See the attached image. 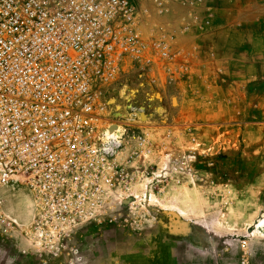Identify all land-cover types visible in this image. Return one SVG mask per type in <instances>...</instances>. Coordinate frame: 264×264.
<instances>
[{"label":"built area","instance_id":"obj_1","mask_svg":"<svg viewBox=\"0 0 264 264\" xmlns=\"http://www.w3.org/2000/svg\"><path fill=\"white\" fill-rule=\"evenodd\" d=\"M146 14L134 0H0V237L21 230L54 252L120 206L149 204L151 184L176 170L156 167L141 195L127 194L138 180L130 160L151 153L150 133L119 120L131 105L128 75L164 103L162 90L190 73L175 34ZM15 184L36 201L26 230L3 196Z\"/></svg>","mask_w":264,"mask_h":264},{"label":"crops","instance_id":"obj_2","mask_svg":"<svg viewBox=\"0 0 264 264\" xmlns=\"http://www.w3.org/2000/svg\"><path fill=\"white\" fill-rule=\"evenodd\" d=\"M134 1L140 11L147 10L145 20L152 26L175 34L177 49L190 67L187 79L162 90V130L151 131V153L141 167L143 177L136 173L137 179L147 185L156 167L165 166L176 168L170 177L180 184L171 182L161 193L199 189L202 173L209 171L205 158L215 155H237L251 171L264 172V0H159L160 6L153 0ZM190 151H197L198 170L191 163H173ZM256 188V202L264 203V178ZM207 192L202 191L201 197L205 199ZM161 227L152 229L148 223L145 233L122 236L126 241L118 246L120 257L128 264H165L169 250L173 259L183 261L184 229L177 228L175 238H169ZM206 229L198 235L213 234L211 227ZM75 241L68 264L82 262V252L88 248L87 242ZM190 249L193 255L206 250L197 244ZM48 255L52 254L24 241L8 244L0 237V264H57V255L52 259Z\"/></svg>","mask_w":264,"mask_h":264},{"label":"rangeland","instance_id":"obj_3","mask_svg":"<svg viewBox=\"0 0 264 264\" xmlns=\"http://www.w3.org/2000/svg\"><path fill=\"white\" fill-rule=\"evenodd\" d=\"M127 80V100L130 99L131 105L124 115L121 113L123 117L119 120L132 124L131 126L135 125L134 128L130 127V132L161 131L164 111L159 94L150 84L147 86L144 81H140L135 74L128 75ZM119 103L126 106L124 98ZM134 143L135 139L131 137L122 154L123 159H130ZM191 152L183 160L174 163H191L198 170L197 151L193 159L189 158ZM147 158L135 157L130 160L131 166L140 177H143L140 172L144 169L141 167ZM205 159L209 171L202 173L203 178L199 180L202 188L189 190L185 187L182 192L176 193L174 189L161 193L163 186L171 182L174 185L180 184L177 178L170 177L175 174V170H171L163 179H157L151 184L152 204L139 202L130 209L120 206L119 210L110 213L109 219L81 226L54 252L37 247L30 235L21 230L4 238L8 244H22L24 241L27 246L35 247L37 251H45L52 254L51 256L57 255V264H68L75 252L73 244L79 238L88 243V248L82 252L83 263L74 264H128V260L122 259V254L118 251V246L126 241H123L122 236L127 239L130 234H143L148 223H151L152 229L161 226L166 228L169 238H175L177 228L184 229V237L181 238L185 248L184 260L176 261L168 250L164 256L165 264H194L199 261L200 264H264V203L256 202V185L263 182L264 172L251 171L248 165L239 162L237 155H215ZM193 173L197 175V172ZM145 186L139 179L127 194L141 195ZM202 191H208L205 199L200 195ZM3 196L9 215L26 230L37 215L33 193L27 187L15 184L6 189ZM201 215L210 219L199 218ZM206 227H211L213 234L198 235L200 232H207ZM191 244L201 245L206 250L193 255ZM171 245L170 243L167 247L170 248ZM177 247L181 248V244ZM51 256L48 255L49 259H52Z\"/></svg>","mask_w":264,"mask_h":264},{"label":"bare ground","instance_id":"obj_4","mask_svg":"<svg viewBox=\"0 0 264 264\" xmlns=\"http://www.w3.org/2000/svg\"><path fill=\"white\" fill-rule=\"evenodd\" d=\"M133 92H135V91H133ZM135 97V96H134ZM130 100V99H129Z\"/></svg>","mask_w":264,"mask_h":264}]
</instances>
